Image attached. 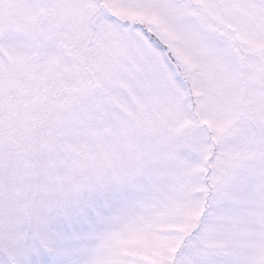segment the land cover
<instances>
[{
    "label": "snow or ice",
    "instance_id": "1",
    "mask_svg": "<svg viewBox=\"0 0 264 264\" xmlns=\"http://www.w3.org/2000/svg\"><path fill=\"white\" fill-rule=\"evenodd\" d=\"M0 264H264V0H0Z\"/></svg>",
    "mask_w": 264,
    "mask_h": 264
}]
</instances>
